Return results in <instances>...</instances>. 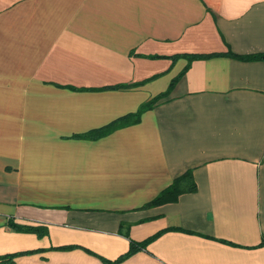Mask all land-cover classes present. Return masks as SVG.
Returning a JSON list of instances; mask_svg holds the SVG:
<instances>
[{"label":"crops","instance_id":"0c3cea01","mask_svg":"<svg viewBox=\"0 0 264 264\" xmlns=\"http://www.w3.org/2000/svg\"><path fill=\"white\" fill-rule=\"evenodd\" d=\"M229 49L264 51V0H0V256L264 264V60ZM185 53L217 54L138 122L76 136L165 90ZM189 168L195 191L143 206Z\"/></svg>","mask_w":264,"mask_h":264},{"label":"trees","instance_id":"16d2710c","mask_svg":"<svg viewBox=\"0 0 264 264\" xmlns=\"http://www.w3.org/2000/svg\"><path fill=\"white\" fill-rule=\"evenodd\" d=\"M216 54L217 53H212V54H195V53L180 54L181 56H184L187 59V64L176 76H174L170 80V82H169V84L165 90L153 95L152 97H150L149 99H147L146 101L141 103L138 106L136 111L122 115V116L114 119L113 121H111L110 123H108L107 125H105L103 127H100L97 129H92V130H89L85 133L78 134L76 136L84 137V138H96V137L105 135V134L111 132L112 130H114L118 127H122V126H125L128 124L138 122L140 120V116H141L142 112H144L147 109L152 108L159 100L166 98L169 95L173 86L175 85L177 80L182 76L184 71L188 68L190 62L193 59L207 57V56L216 55ZM224 54L231 56V57L238 58V59H242V60H264V51L257 52V53H249V54H237V53H234L233 51H231L229 49ZM180 55L175 54V55H172L170 57L176 58L177 56H180ZM145 56L155 58V57H159L160 55L154 54V55H145ZM112 87H115V86H112ZM195 190H196V183H195L193 175H192V169L189 168L186 171H184L182 174L173 178V180L166 187H164L156 196H154L150 201L146 202L143 206L144 207L154 206V205L162 204L165 202L175 201L181 193L195 191ZM9 225L12 226L13 228L17 229V230L34 232L38 236H41V235H44L47 233V229L44 226L21 225V224L14 223V222H9ZM161 232L162 231L155 232V233L151 234L150 236L146 237L145 239H143L141 241H136V240L130 239L129 248L126 252L122 253L121 255H119L114 260H107L104 258H102V259L108 263L119 262V261L125 259L126 257L132 255L134 252H136L140 249H146L147 244L151 240L156 238ZM260 244H264V238L262 239ZM71 247H75V245L59 246V248H62V249H68ZM31 251L32 250L20 251V252H16V253H9V254L2 255V256H0V264H11L14 256H16L18 254L25 253V252H31Z\"/></svg>","mask_w":264,"mask_h":264}]
</instances>
